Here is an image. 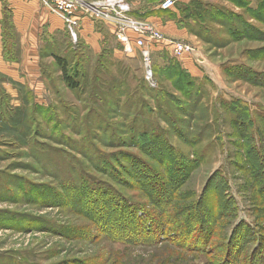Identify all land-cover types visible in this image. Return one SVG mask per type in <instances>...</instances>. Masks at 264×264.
Listing matches in <instances>:
<instances>
[{"label":"rangeland","instance_id":"1","mask_svg":"<svg viewBox=\"0 0 264 264\" xmlns=\"http://www.w3.org/2000/svg\"><path fill=\"white\" fill-rule=\"evenodd\" d=\"M127 1L134 16L156 22L166 38L194 45V55L178 59L157 48L149 83L140 53L126 55L112 30L97 24L99 54L84 40L78 50L64 36L51 44L47 36L25 58L15 26V44L5 49V10L13 19L4 5L0 264H264V0H175V10L167 12L160 10L163 0ZM199 5L205 22L192 17L185 25V8ZM169 24L196 39L174 37ZM52 52L68 56L83 88H68ZM15 57L19 62L11 61ZM151 129H161L150 135L171 149L157 154L167 158L164 168L153 164L163 179L176 167L171 152L191 162L187 181L165 210L142 187V167L130 163L136 156L153 162L142 152L153 148L145 131ZM213 174L204 200L220 212L209 226L214 238L204 243L206 224L204 232L197 226V235L178 240L185 217L177 215L198 202ZM100 188L140 204L139 219L156 212L171 224L169 232L156 242L117 237L114 214L88 211Z\"/></svg>","mask_w":264,"mask_h":264},{"label":"trees","instance_id":"2","mask_svg":"<svg viewBox=\"0 0 264 264\" xmlns=\"http://www.w3.org/2000/svg\"><path fill=\"white\" fill-rule=\"evenodd\" d=\"M6 9V8H5ZM162 11V10H161ZM167 12V11H164ZM185 13V18L186 19H191L192 17L195 18V20H199L200 22H205L203 21L204 17V11L201 7V5H199V8L197 7L195 10L190 8V7H186L185 10L183 11ZM8 11L5 10V14H4V19H3V28H4V43H5V49L6 47H12L14 45H8V42H12L13 44H15V40L12 39V36L14 35V25L12 23V21L10 22V18L11 16H7ZM212 23H216L213 20H211ZM185 25H189L187 23L186 20V24ZM192 27L195 26L193 23L191 24ZM10 30V31H9ZM9 32V34H8ZM198 33V32H197ZM196 33V34H197ZM12 34V35H11ZM198 35V34H197ZM58 36H64L68 39V45L72 47V49H77L81 48V45H83V43L79 40L77 43H74L70 37V35L67 33V31L65 32H59L54 36H49L51 39V43H56L57 39H55ZM202 38L208 40L209 38L203 37L201 35ZM78 49V50H79ZM82 50V49H81ZM5 55H9L10 56V51L7 52V50H5ZM52 56L56 59L57 61V65L60 69L62 78L64 83L68 86L69 89L71 90H78L83 88V85L81 84L79 77L80 75L75 71L74 68H71L70 65H68L67 60L68 56H64L63 58L56 55L55 52H52ZM11 61H16L19 62V58H12ZM161 107V106H160ZM241 120H244V118L242 117ZM166 123H170L167 120H163ZM246 124L245 122H241L240 125H244ZM147 133L146 135H150L151 132H154V134H161L163 133L162 130L158 129H151V130H145ZM158 133H155L157 132ZM147 144H151L153 145V148H150L151 150H142L143 154H152L153 157H151V160L153 162H148L147 159H143L140 158L138 156L134 157V159H132L133 161H131L130 163L132 164L133 167H135L136 165L141 166L142 168L139 169V174H140V178H141V184L142 187L146 190V191H150V193L154 192L153 194H151L153 197H157L159 200L158 201H153L155 203L156 206H158L161 209H166V207H171V202L176 200V192L177 190L184 185V183L187 181L188 176H189V172L191 171V169L189 168V161H187L184 156H182V154L178 153L175 151V153L171 152L169 154V160L171 162L175 163V166L173 168V170L169 171V176H167L165 179H163V176L157 172V170L155 169L153 164H160L161 168H164L165 165L167 164V158L162 156V158L160 157L159 159L157 158V154L162 153L163 151H168V147L165 148L164 142H161L160 139H156L153 136H149L147 138ZM166 144V143H165ZM168 148V149H167ZM171 150V149H170ZM157 151V152H156ZM124 155V154H122ZM127 156H132L131 154L127 155ZM253 157H256L259 159V157L257 156V154H253ZM161 159V160H160ZM263 161H261V164H263ZM116 163H123L120 162V160H116ZM137 162V163H135ZM189 162V163H188ZM129 163V162H128ZM129 163V164H130ZM123 165V164H122ZM252 166H250L249 169H252L254 167V165L256 164H251ZM118 167V165H117ZM194 167V166H193ZM119 168V167H118ZM258 168V165H257ZM193 169V168H192ZM109 173V171H107ZM215 174L212 175V177L209 179L206 188H204L200 198L198 199V202L196 204H194L193 206L189 207L190 209L187 210L186 212H182L179 213V216L181 219H185L182 220L183 222H181L180 224V228L179 231L177 232V239L178 240H182V241H187L189 235L195 234L197 235V226L198 227V232L202 233L204 232L203 227H208V238L206 237V241L204 242L205 244H208L209 238H212L213 234H210L209 232L212 231L210 230L209 226L214 225L215 224V216L220 215V212L217 214V212H214L213 210V206H210L209 204H207L204 200V198L206 197L207 194V190H208V185L209 183L212 181V179H214ZM165 181H168L165 182ZM142 188V189H143ZM260 192V190H258V193ZM120 194L116 193L115 191H109L106 188H100L99 191H96L93 193V195H91L90 199H89V206L91 207L90 210L88 211H92L94 212V214L97 215H106V217H108L109 213L111 212V214H114V224L115 227L117 229H115L116 231V236L120 237L123 236L124 238H130L133 237L136 241L137 238L140 240L146 239L147 241H153L156 242L157 240V235L158 234H164L166 232H169V229L167 228L168 226H170L171 224H168L164 221H162V218H159L156 212H153V214H151V212H148V214L150 213L151 217H148V219L146 220H142L138 218V212L140 208V204H132L131 201H125L123 200V198H120ZM71 198L75 197L71 196ZM84 199V198H83ZM110 209V211H109ZM106 218L105 216H101ZM150 219V221H149ZM215 220V221H214ZM148 222V223H147ZM112 223L110 220L108 222H106V225ZM202 227V230L201 228ZM183 232L186 234V238L184 239L183 234L179 235V232ZM213 232V231H212ZM198 233V234H199ZM233 234V233H232ZM230 236V241L232 239V235ZM214 238V236H213ZM187 239V240H186ZM161 243V242H159ZM179 243V242H178ZM232 243V242H231ZM181 248H187L189 249L188 246H184V245H180ZM237 246L234 244V247ZM191 251V250H189ZM228 263V262H227Z\"/></svg>","mask_w":264,"mask_h":264},{"label":"built area","instance_id":"3","mask_svg":"<svg viewBox=\"0 0 264 264\" xmlns=\"http://www.w3.org/2000/svg\"><path fill=\"white\" fill-rule=\"evenodd\" d=\"M39 1L50 14L62 21L74 43L81 39L85 20L106 25L122 45L126 55L140 53L145 68V79L149 83L154 81L152 58L157 48L166 49L178 59L191 58L194 55V45L166 38L155 22L134 16L133 7L127 0ZM175 8V0H163L160 4L162 11H171Z\"/></svg>","mask_w":264,"mask_h":264},{"label":"crops","instance_id":"4","mask_svg":"<svg viewBox=\"0 0 264 264\" xmlns=\"http://www.w3.org/2000/svg\"><path fill=\"white\" fill-rule=\"evenodd\" d=\"M188 1V0H185ZM7 5L11 11L12 23L17 31L23 36L22 45H25L26 51L23 53L25 58L30 57V52L35 50V43H45L44 37L54 36L59 32H65V26L62 21L56 16L50 14L41 4L39 0H0V31H2L1 21L3 19L4 5ZM46 20L49 22H42L43 16H46ZM41 16V19H40ZM156 23V22H155ZM157 24V23H156ZM166 29L170 30V33L178 39H187L191 41L196 39L189 35L186 30H180L173 24H169ZM83 31L81 33V40H84L95 54H99L101 51V43L103 41L102 35L97 31V24L85 20L83 22ZM171 28V29H170ZM38 37V38H37ZM2 33L0 32V42L2 39ZM3 44V42H1ZM0 53L1 50H0ZM24 58V59H25ZM27 60V59H25Z\"/></svg>","mask_w":264,"mask_h":264}]
</instances>
